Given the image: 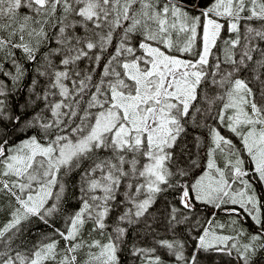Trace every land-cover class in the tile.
Wrapping results in <instances>:
<instances>
[{"label": "snow or ice", "instance_id": "1", "mask_svg": "<svg viewBox=\"0 0 264 264\" xmlns=\"http://www.w3.org/2000/svg\"><path fill=\"white\" fill-rule=\"evenodd\" d=\"M46 26L57 29L55 47L38 59L49 43ZM114 39V52L105 57ZM17 50L36 65L28 87L33 104L42 107L27 121L37 135L11 148L7 140L0 143V193L11 199L8 222L0 227V264H80L84 249L82 264H119L127 234L120 225L137 224L171 188L179 189L184 209L191 210L195 200L248 212L261 230L246 243H229L236 237L205 227L197 247L235 252L240 264H252L264 249V205L254 190L246 191L251 184L232 139L209 127L206 170L190 184L180 181L188 169L179 166L175 148L187 125L199 126L198 117L213 119L239 137L264 182V0H210L203 7L200 0H0V74L13 87L27 71ZM82 60L92 67L79 69ZM5 63L14 71L5 70ZM10 91L0 79V120L19 122L8 111ZM217 152L226 156L223 168ZM195 166L192 161L189 167ZM82 167L79 207L56 227L54 217L65 212L62 176ZM237 182L245 190L235 189ZM121 187L123 211L107 241L85 240L89 223L91 232L105 235ZM178 213L170 208V223H180ZM33 218L52 231L29 243L21 237ZM156 243L176 264H196L195 253L185 257L183 242ZM132 252L143 257L141 264H164L156 248L134 246Z\"/></svg>", "mask_w": 264, "mask_h": 264}, {"label": "rangeland", "instance_id": "2", "mask_svg": "<svg viewBox=\"0 0 264 264\" xmlns=\"http://www.w3.org/2000/svg\"><path fill=\"white\" fill-rule=\"evenodd\" d=\"M208 2H210V0H200V3L203 4V6ZM26 11V9L21 10L22 14L26 13ZM48 28L49 27L46 26V31L48 30ZM55 35L56 33L54 34V37ZM227 36V32L222 33V37L226 38ZM133 43H136L135 39L133 40ZM49 47H55L54 39L47 47L42 45L40 47V50L44 49V54L48 51ZM16 56L20 63L24 64L27 70L23 80H26L24 89L26 93V106L28 104V106L26 107L28 113L25 115L23 120L19 121L20 124L14 125L15 131L17 132V134H19V137L18 139L11 138L7 140L8 147L10 148L27 139L29 136L38 134L37 129L27 126V121L30 120L35 112L39 111L42 107V105L39 103L33 104L32 101L34 100V96H32V94L29 92L28 87L35 75L34 68L36 67V65L34 64L32 70H29V68L27 67V62L23 59V55L19 50L16 51ZM105 62L106 60L102 61L100 66L96 69L98 71V78L100 73L102 72L103 64ZM91 67L92 65H90L87 60H82L79 64V69L81 70L90 69ZM4 69L14 71L9 63L4 64ZM0 79H6L7 85L12 86V82L9 79L3 77L2 74H0ZM40 80L41 85H43L44 79L40 78ZM250 87L254 86L250 84ZM254 91H256L255 87ZM212 94L213 92H209V95ZM204 122L206 121H204L200 117L197 118V123L199 125ZM186 127L187 133L182 135V137L178 141L177 147L175 148V154L176 160L179 162V166L187 168L188 173L193 172L190 176V179L187 182L183 183L190 184L194 183L195 180L203 175L204 171L206 170L208 159L207 152L209 147L211 146V142L208 147L201 148L202 144L200 143L199 139H197V135L191 129V124L187 125ZM214 127H217L221 131V134L226 138L232 139L236 150H238L241 159H243L244 161L243 168L248 173L245 179H247L251 184V189L246 191H249V194H251V192L254 190V193L257 196L260 204L264 205V182L260 181L258 175L253 171L254 163L248 156V153L243 150V146L239 137H236L234 134H232L225 125H220L216 121H214ZM2 142L3 141H0V143ZM199 149H201L200 153L198 152ZM192 161H196L197 166L189 167ZM216 163L218 167L223 168L226 163L225 154L217 152ZM86 166L87 164L85 163L83 167ZM83 167L81 169H73V171L69 172L67 175L62 176V182L65 184L66 188L65 195L67 194L68 190V180L75 173V193H77V197L79 196L80 172L83 170ZM234 188L237 190H245L243 186L239 184V182L234 184ZM171 189L177 190L180 196V191L178 188ZM171 189H167L157 196L155 204L149 210V214L145 218H141V220L137 224L120 225L127 228V234L121 243L125 242L127 237H130V240L132 239V241H130L131 248L128 252V255H126V258H124V254L117 253L119 264H141L143 257L133 255L132 249L134 246L138 248H156L155 255H159L164 264H176L175 257L171 255L166 248H161L156 243V241L158 240H178L183 242V251L185 257L191 258V256L195 253L196 264H240V262L236 258L235 252H233L232 255H228L227 252L217 251L215 247L209 248L208 250L198 249V238L203 234V228L207 227L210 231H215L217 235L236 237V240L230 241L229 243L237 241L239 243H246L248 236L256 234L261 230V226L255 223L251 215H249L248 212L241 208L240 205H232L231 203L222 204L220 208H216L213 205L193 200V208L191 210L184 209L179 203V198L174 200L168 194V190ZM123 193L124 188L121 187L117 195L115 208L110 213V216L107 219L109 227L107 228L105 235L102 237L99 232H91L92 225L91 223H89L85 226L83 233V238L85 240L90 241L91 239H99L102 242L107 241V233H111L116 227L118 223L117 217L123 211V207L119 203V201H122L124 199ZM97 194L99 195L101 193L98 192ZM77 197L74 198V204L67 213H71L72 211L78 209L79 201ZM10 202V197L6 196L4 193H0V227H3V225L8 222V208ZM173 206L179 209L177 220L180 221V223L169 222V210ZM250 207L251 206L249 205V208ZM233 208H236L238 210L237 213H233L230 211ZM259 215L261 216V219L264 220V208H261V212L259 213ZM185 217H187L188 219L185 220ZM36 220V218H33L30 223H33ZM30 223H27L25 225H28ZM173 224L178 225V227H184V232H186L187 234L186 238H184L181 231L177 227L173 226ZM221 224L225 226L222 229L218 227V225ZM57 226L62 227V220L58 223ZM51 231L52 230H49L40 234L33 241V243L37 239H39L41 235L49 234L51 233ZM238 231H242V236L237 235ZM90 232L91 236L89 235ZM187 239H189L190 242L188 241L186 243ZM262 243H264V241H262ZM63 244L64 242L61 240L60 247H63ZM86 252L87 249H84L78 254V261L80 262V264H82V262L87 258ZM252 264H264V249H258L255 252V255L252 256Z\"/></svg>", "mask_w": 264, "mask_h": 264}, {"label": "trees", "instance_id": "3", "mask_svg": "<svg viewBox=\"0 0 264 264\" xmlns=\"http://www.w3.org/2000/svg\"><path fill=\"white\" fill-rule=\"evenodd\" d=\"M187 3L192 4L195 2V0H186ZM201 6H203V4H201ZM57 29L51 28L49 27L47 32H48V36H49V43L44 45L45 47H47L48 45H50V43L53 40L54 34L56 33ZM115 44H116V40L114 39L113 41V45L110 46L108 48V51L105 53V57H107L109 54H111L112 52H114V48H115ZM43 50H40V53L38 55V59H40V57L43 54ZM34 63L31 62H27V67L29 68V70H32ZM96 78L98 79V71L96 70ZM25 84H26V80H23L19 83L18 87H13L12 86H8L9 89H11V91L8 93V99L6 101L8 107V111L9 114L13 115V116H20L21 120L24 119L25 115L28 113L26 107V93H25ZM219 108V105H217L214 110H213V115H215V111H217ZM214 121L213 119H208L206 122L200 124L199 126H193L191 125V129L193 130V132L197 135L200 143L202 144L201 148H205L208 147L211 140H210V135H209V127H214ZM20 124L19 122H16L14 120H0V141L3 140H8L11 138H15L18 139L19 134H17V132L15 131L14 125ZM207 126H204V125ZM199 153L201 152V149H199L198 151ZM193 172L188 173V175L184 178H180L181 183L183 184L184 182H187L190 179V176L192 175ZM75 177L76 174L74 173L70 179L68 180V190H67V194L65 195V200H64V209L65 212L64 213H60L57 214L54 217L53 223L55 224L56 227H58V223L61 221V217L64 216L65 213H67L70 208L72 207V205L74 204V198L77 197V193H75V189H76V185H75ZM168 194L174 199L176 200L177 198H179V192H177V190H168ZM173 226L177 227L181 233L183 234L184 238H186L187 234L186 232H184V227H178V225L173 224ZM25 228V234L23 237H21L22 240H26L29 243H33V241L42 233L47 232L49 230H52L51 228H49L47 225L41 223L40 221L36 220L33 223H30L28 225L23 226ZM130 241H132V239L130 240V237L126 238V241L123 243H120L119 245V250L117 253H121L124 254V258H126V255H128V252L130 251L131 248V243ZM189 241V239L186 240V243ZM19 242V241H18ZM190 242V241H189ZM125 264V263H124Z\"/></svg>", "mask_w": 264, "mask_h": 264}]
</instances>
